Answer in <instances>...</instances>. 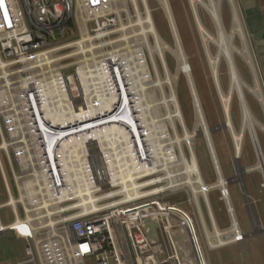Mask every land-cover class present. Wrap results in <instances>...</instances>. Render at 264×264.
Instances as JSON below:
<instances>
[{"label":"built area","instance_id":"obj_1","mask_svg":"<svg viewBox=\"0 0 264 264\" xmlns=\"http://www.w3.org/2000/svg\"><path fill=\"white\" fill-rule=\"evenodd\" d=\"M131 11L136 14L130 3L119 13H109L106 0H0V174L7 200L12 196L11 185L18 195L16 209L9 208L13 222L5 225L0 216V235L10 229L21 233L26 242V263L184 264L173 236L175 229L193 227L196 233L190 214L165 201L162 196L166 190L142 199L113 202L108 182L91 172L92 160L99 157L94 144L88 146L90 155L86 152L83 159L84 171L95 195L100 196L101 208L86 216L70 215L68 207L76 201H68L57 156L58 133L67 129L77 134L87 132L83 130L86 124H97L98 119L62 128L54 126L45 112L48 108L77 113L86 109L83 84L87 74L111 77L115 68L104 60L107 52L93 61L88 53L85 59L77 42L71 47L80 59L73 63L62 62L66 59L63 57L54 60L56 47L66 42L68 29L74 27L80 40L92 35L90 42L83 43L85 48L91 42L102 44L108 42L109 30L121 25L122 17L127 18ZM133 53L144 72L149 68L144 53L140 49ZM93 88L99 94L103 91L102 84ZM42 124L47 130L40 128ZM48 140L52 141L50 148ZM220 194L229 227L221 230L216 226L223 245L215 249L240 244L246 238L229 190H220ZM195 206L205 234L202 212L196 202ZM18 218L23 221L20 226L15 225ZM234 223L237 231L229 233ZM150 225L154 226L156 241L148 234Z\"/></svg>","mask_w":264,"mask_h":264},{"label":"bare ground","instance_id":"obj_2","mask_svg":"<svg viewBox=\"0 0 264 264\" xmlns=\"http://www.w3.org/2000/svg\"><path fill=\"white\" fill-rule=\"evenodd\" d=\"M116 1L119 0H106V7L109 8V4ZM129 1L132 3V7L136 13V21L141 28V32L139 31L140 35L145 38L146 34H149L155 39L154 42H156L155 44L158 46L161 40L156 32L149 11L150 8H148L146 0H140L144 17H142L139 9L138 0ZM158 2L164 10L173 35L175 55L179 63L178 72L186 76L193 100L195 117L193 119L194 124L191 131L186 127L183 121L181 108L174 92L175 88H173L174 81L169 77L167 69L163 66L164 63L161 65L164 67L162 69L163 75L159 74L155 66L156 63H153L151 66L152 70H150L149 67L142 72L140 71L142 68L137 66L134 60V55H131L129 52L127 53L128 55H120L118 54L119 52H110L104 55V60H107L115 67L111 69V77H107L102 73L91 74L89 72L87 74V78H85L83 84L85 89L84 96L88 104V109L92 108V112L88 113L89 115L85 118H83L82 112L77 113V111L72 112L70 110L66 111L65 109L60 112L59 110L56 111L48 108L47 110L45 109V112L48 120H50L54 126L60 125L62 128H66V125L73 124L74 122H81L80 124H82L86 121L98 119L97 124L92 122L86 124V129L83 130H87V132L77 134V132L67 129L61 130L58 133L60 143L57 146V156L61 165V174L68 192V201L71 199V201L75 200L77 202L68 207L71 211V216H86L101 208V205L98 204L100 196L95 195L94 190L91 188V183L86 175L87 171H84L83 160L86 152L90 155L88 148H86L87 146L84 147V145H89V143L90 145L94 144L93 137H97L98 140H104L105 148L101 152L103 160L101 156L92 160L94 168L90 166L91 172H94L97 179L106 180V182H108V186L112 188V198L115 197L116 199L120 197V199H114L113 202L130 199L137 200L149 194L160 193L164 190L177 191L178 189L188 188L196 203L199 197L204 201L203 204L206 206L205 209L213 227L212 232L209 233L207 230L205 231V236L208 239L209 246L215 248L223 245V240L220 239L221 233L216 227L209 206L207 193L214 188L225 193L227 190V181H225L222 176V169L220 168L221 166L211 139V133L209 132L210 128L205 122L197 92L191 78L192 74L189 64L185 59L183 52L184 48H182L178 34L179 31L177 32L168 2L167 0H158ZM190 6L198 30L201 33L203 44L207 47L208 43H212L217 50L215 56L209 57L213 78L216 77L220 59H223L228 67L229 89L226 95L220 92V101L222 102L224 112L225 127L230 132L231 138L234 141L235 155L239 157L243 133L248 129L252 139H254L256 135L254 132L256 122H254L251 116L242 92V82L235 68L232 53L227 44L217 2L215 0H190ZM198 6L206 11L212 21L216 33L214 39L211 37L212 35L208 34L202 27L199 21L197 14ZM239 31L241 32V30ZM86 37L87 38L83 37L77 42L78 46L80 45L82 48L80 55L86 59L88 53H90V60L93 61L96 57L91 54V50L88 46H86V48L83 46V43L91 41L88 36ZM123 39L122 41L127 45V38ZM142 43H145V39H143ZM108 44L109 42H105L102 43L101 46ZM134 50L135 49H133V51ZM137 50L139 49L137 48ZM165 51H167L166 48ZM156 55L159 57L160 54L158 55V53H156ZM48 64L50 66L51 63ZM93 77H99L98 84L103 85L101 94L91 91L92 89H87L89 86V78ZM105 79L111 86H107ZM253 91L259 98H262L257 88H254ZM156 92H159L158 100L155 99ZM232 93L237 95L241 107L242 124L240 125L241 128L238 133L233 130L229 117V103ZM259 102L262 101L260 100ZM100 107H103V110H100ZM159 109L163 110V114L159 113ZM63 111L64 113H62ZM40 128L42 130H47L46 126L43 124ZM198 137L204 139L215 170L216 182L212 185L204 183L198 166L193 145V142ZM47 143L48 148H50L52 141L48 140ZM79 147L83 149L79 151ZM184 148L188 153L187 155L184 152ZM79 154H81V156ZM188 157L193 167V174L188 166ZM259 161L261 164V160ZM256 165L259 166V164ZM259 168L264 170V165H260ZM159 174L163 175L159 176ZM163 182H167V184L165 186H160ZM224 201L227 203L228 207L231 208L229 198L225 197ZM16 204L17 201L11 196L9 200L3 204V208H12L15 210ZM22 224L23 221L18 218L15 225L20 226ZM236 231L237 228L234 223L228 232L235 233Z\"/></svg>","mask_w":264,"mask_h":264},{"label":"rangeland","instance_id":"obj_3","mask_svg":"<svg viewBox=\"0 0 264 264\" xmlns=\"http://www.w3.org/2000/svg\"><path fill=\"white\" fill-rule=\"evenodd\" d=\"M215 1L217 2V5H218V12H219L221 24L226 34L228 47L232 53V58L234 61L235 68L242 82V92H243L245 101L247 103V107L251 113L252 118L254 119V122L258 123V124L255 123V126H254V132L256 134L255 138H257L256 140L258 143V139L261 141V136H262L261 129L264 126V123H261V120H260L261 110L259 108V106H263L262 102H259V101L260 100L263 101V100L262 98H259L253 91L254 88H257L258 92L260 93L259 86L257 85V83L255 85L253 84L252 79L249 76V71H248V67L251 69L256 68L255 60L251 52V48L249 47L246 41L243 28H242L240 13L238 11V7H237V4L235 3V0H230L231 2L229 0H215ZM128 2L130 1L129 0H124V1L119 0L116 2H112L110 3L108 12L112 14L119 13L123 9H125L127 4L131 3V2L130 3ZM167 2L171 10L173 19L175 21L177 32L179 31L178 34L180 37L182 48H184L183 52L185 55V59H186V62L189 64V68L192 74L191 78L193 80V83H194V86L197 92V96H198V99H199V102H200V105L203 111L205 122L209 128L221 126L224 123L225 118H224L222 102L220 101L221 100L220 92H222L224 95L228 93V89H229L228 67L225 61L223 59H220L218 67H217V71H216V77L213 78V72L210 68V61H209L210 58L209 57L215 56L217 50L214 44L212 43H208L207 47H205V45L203 44L201 33L198 30L197 24L194 19V15L191 10L190 0H167ZM137 3L141 11L142 17H144V12H143L140 0H138ZM146 3L148 5V8H150L149 11L153 19L156 32L159 36V39L161 40L160 41L161 46L160 44L157 46V44H155L156 42H154L155 39L151 37L149 34H146L145 38L140 35L139 31L141 30V28L138 25V22L136 21L137 18L135 14L133 13V11H131L130 16H128L127 18L122 17L123 20H122L121 25H117L109 30L110 36L107 41L111 43L110 45H108L107 47L106 46L102 47L100 46L101 45L100 42H96V43L91 42L92 44H90L88 48L91 50V54H93L94 57L100 56L102 53H105V52L107 53L119 52L118 54L120 55L122 54L126 55L129 52L132 55L134 54L133 52L137 50L138 48L142 50V52L144 51L143 53L145 54L150 70H152L151 66L153 65V63L154 64L156 63L155 66L159 74L163 75L162 69L164 68L163 66H165V68L167 69L169 73L168 74L169 77L173 79L174 82H176V83L173 82V88H175L174 92L176 94L177 100L181 108L183 121L186 127L191 131L193 124H194L193 119L195 117L193 100L190 94L186 76L178 72L179 63L175 55L174 39L172 37L173 35H172L171 29L169 26V22L158 0H146ZM197 14L199 17V21L202 24V27L208 32V34L212 35L211 37L214 39L216 37V33L214 30L212 21L209 18L206 11L202 9L200 6H198ZM239 30H241V32ZM89 37L91 38L92 35ZM133 37H136V38H133ZM123 38H127L128 46L125 45V43L122 41L124 40ZM143 39H145V43H142ZM79 40H80V37L78 35L77 30L74 27H70V29H68L67 31L66 42L62 44H58V46L56 47V50L58 51L55 53L56 55L53 56V59L56 60L58 58L63 57V58H66L64 61H62L64 63L76 62L80 58H78V56L75 55V50L73 49V47H71V45L78 42ZM161 42L165 44L163 45ZM165 48L167 51H165ZM133 49L135 50L133 51ZM151 51L152 53L156 52L158 53V55L160 54L159 57L156 55V53L152 54ZM98 78L99 77L89 78V82H88L89 86L87 88L88 90L92 89L91 91H94L93 87L96 84H98V81H99ZM105 83L107 84V86H111L110 83H108L106 79H105ZM165 92H166V89H165ZM158 98H159V92H156L155 99L158 100ZM100 108H101L100 110H103V107H100ZM81 112L83 114V118H85L87 115H89L88 113L92 112V108L88 109V104H87V108L83 109ZM159 113L163 114V110L159 109ZM229 117L232 123L233 130L236 133H238L241 128L240 125L242 124V118H241L242 114H241L240 103L235 93H232V95L230 96ZM249 134L250 133L248 129H246L245 132L243 133V138H242L241 147H240V155L238 157V160L240 162L241 167L247 170L256 169L255 172H261L262 170L261 168H259L260 159L255 149L254 143L252 141L251 134L250 135ZM93 139H94L93 140L94 145L97 146V151L100 154L99 157L101 156L103 160V156L101 152L105 148L104 140H98L97 137H93ZM211 139H212L218 160L220 162V166H221L220 168H222L221 172H222L223 178L227 182L228 180H234V178L236 177L235 175L236 155H235V146L233 143L234 141L231 138L230 132L226 128L223 130L214 131L211 133ZM89 145L85 144L84 147L87 146L86 148H88ZM193 145H194V152L196 155L198 166L200 168L201 176H202L204 183L207 185H210L211 183L214 184L216 182V174H215V170H214L208 149L204 142V139L202 137L196 138V140L193 142ZM86 148H85V151H86ZM81 149L83 148L82 147L78 148L79 151H81ZM184 152L186 155L188 154L185 148H184ZM79 155L81 156V154ZM262 161L264 162L263 158H262ZM256 164H259V166ZM188 166H189L191 173L193 174V167H192L189 157H188ZM229 170L232 171L231 178L227 177V173ZM162 175L163 174L161 175L159 174V176H162ZM145 180H142V181H145ZM208 180L211 182H208ZM166 184L167 182H163L160 186H165ZM231 185L232 184H227L226 187L228 190L229 188H231V191H233V188ZM11 193H12L13 198L17 200L18 195L13 185H11ZM207 196H208L209 206L211 208V212H212L214 221L216 223V226L218 227L219 225L220 226L226 225L227 223L228 224L227 227H229V219L226 213L225 204L221 200L220 190L217 188L211 189L208 191ZM162 197L165 201L170 202L173 205H177L178 207H180L181 209L185 210L186 212L190 214L191 218L193 219L194 225H195V229H196L195 235H196L198 246H200L199 242L201 246L202 244L207 245L208 239L206 238V236H204V232H203L204 229L200 227L201 225L198 220V215H197L198 213L196 210L195 201L192 197L190 190L188 188L178 189L177 191L166 190ZM231 197L233 199V194ZM6 200H7V195H6V192L3 186L2 177L0 174V204L5 203ZM197 201H198L197 203L200 207V210L202 212L203 223L205 224V229L208 232H210L211 224L209 222L210 219L205 209L206 206L203 204L204 201L200 197L197 199ZM74 203L76 202H72V204ZM10 212L11 210L9 208H2L0 210V214L3 216L2 223L4 224L10 223V222L12 223V217H11ZM17 213L20 215L22 214V210L20 209L19 206L17 207ZM236 217L241 223L242 218L239 217V214H237ZM244 219H245L246 225H248V227L251 228L252 226H251L250 218L248 219V216H247V217H244ZM217 222L219 223V225ZM10 224H7V225H10ZM191 228H188V229H191ZM19 230L22 231L23 229L19 228ZM182 231H184V229L174 230L173 238H174V241H175V244L178 250L179 249L182 250L184 247L186 248V245H187L186 244L187 242L185 241L186 239L182 238L183 237L181 233ZM189 232H192V231H189ZM148 234L152 241H156V235H155V231L152 225L148 227ZM190 239H191V236H190ZM183 263L186 264L185 260H183ZM213 264H219L218 259L216 257L213 260Z\"/></svg>","mask_w":264,"mask_h":264},{"label":"crops","instance_id":"obj_4","mask_svg":"<svg viewBox=\"0 0 264 264\" xmlns=\"http://www.w3.org/2000/svg\"><path fill=\"white\" fill-rule=\"evenodd\" d=\"M235 3L240 13L246 41L251 48L256 64V68H248V71L253 84L255 85L257 83L260 89L263 100V106H259L261 110L260 120L261 123H264V0H235ZM261 133V141L258 139L257 144L261 158L264 159V126L261 129ZM263 173L264 170L261 172H255L254 169L247 170V172L243 174V182L240 184L231 183L233 191L229 188L235 216L239 214V217L242 218V222L240 223L236 217L241 231L246 236L245 240L240 244H231L215 249L209 246L208 241L207 245L202 244L201 246L199 242L200 246H198L196 235L193 230H184L181 233L183 235L182 238L186 239L187 245L186 248L184 247L180 252L186 264H213L215 257L218 259L219 264H264ZM231 176L232 171L229 170L227 177L231 178ZM208 182L211 181L208 180ZM232 194L233 199L231 197ZM10 214L13 222L12 212H10ZM0 216L3 221V216L1 214ZM247 216L248 219L250 218L251 220V228L245 223L244 217ZM227 226L228 224L226 223V225H219L218 228L224 230ZM25 247V239L16 229H10L4 234H1L0 264H29L26 263L27 257L25 254Z\"/></svg>","mask_w":264,"mask_h":264},{"label":"water","instance_id":"obj_5","mask_svg":"<svg viewBox=\"0 0 264 264\" xmlns=\"http://www.w3.org/2000/svg\"><path fill=\"white\" fill-rule=\"evenodd\" d=\"M225 126L226 125L223 123L221 126H217V127H214V128H210L209 132L212 133V132L217 131V130H223V129L226 128ZM252 141L254 143V146H255V149L257 151L258 156H260L259 157V159L261 160V164L260 165L262 166L263 165V161H262V158H261V155H260V151L258 149L257 140L254 137V139H252ZM245 172H247V170L245 168L241 167L240 162L238 160V157H236V164H235V175H236V177L234 178V180H228L227 184H231L233 182L240 184L241 182H243V174ZM153 229H154V226H153ZM154 231H155V229H154ZM156 239H157V237H156Z\"/></svg>","mask_w":264,"mask_h":264},{"label":"trees","instance_id":"obj_6","mask_svg":"<svg viewBox=\"0 0 264 264\" xmlns=\"http://www.w3.org/2000/svg\"><path fill=\"white\" fill-rule=\"evenodd\" d=\"M70 25H72V24H70Z\"/></svg>","mask_w":264,"mask_h":264}]
</instances>
